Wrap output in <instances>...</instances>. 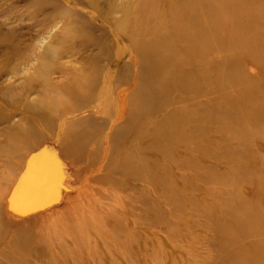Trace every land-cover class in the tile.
<instances>
[{"label":"rangeland","instance_id":"374dc122","mask_svg":"<svg viewBox=\"0 0 264 264\" xmlns=\"http://www.w3.org/2000/svg\"><path fill=\"white\" fill-rule=\"evenodd\" d=\"M56 2L0 0V117H9L0 125V157L13 143L16 151L25 147L11 129H30V140L45 132L31 129L37 120L24 113L29 111L21 107L25 101L45 107L44 114L54 120L43 147L69 137L70 118L96 111L100 126L71 129L87 132V138H75L60 164L40 162L35 181L15 193L13 185L37 148L25 147L10 168L0 158L5 214L18 197L17 223L0 240V264H264V1L204 0V7L216 8L206 22L218 31L186 39L183 45H193L192 52L153 56L151 65L134 53L119 58L95 50L71 56L76 53H65L58 37L50 46L54 51L44 56L49 46L39 39L65 13L61 4L53 10ZM170 7L174 15L183 10ZM99 15L94 22L104 21ZM77 21L66 37L78 45L88 39L94 48L126 45L106 43L82 29L87 18ZM67 22L70 14L60 33ZM139 61L140 73L150 68L143 89L151 88V115L140 106L132 111L133 97L124 106L120 101L122 90L139 80ZM144 98L138 96L139 102ZM103 99L112 105L102 108ZM119 103L134 117L124 124L125 134L112 141L108 136L116 118L108 117ZM102 118H108L105 124ZM57 169L64 178L55 186L71 192L68 202L79 206L69 215L71 226L55 225L50 213L27 210ZM31 185L37 192L27 195ZM19 228L35 239L23 251L24 244L10 240ZM47 230L55 238L44 243L40 235L50 238ZM68 231L79 235L58 247Z\"/></svg>","mask_w":264,"mask_h":264},{"label":"bare ground","instance_id":"6f19581e","mask_svg":"<svg viewBox=\"0 0 264 264\" xmlns=\"http://www.w3.org/2000/svg\"><path fill=\"white\" fill-rule=\"evenodd\" d=\"M95 1L96 0H59V2H56L54 4L53 10L62 8L60 6L61 4L63 6L62 10L65 13H61L60 21L51 24L50 29L46 32V36L39 39L40 42H44L46 40L48 44L47 47L49 46L47 49L45 48V51L43 52L44 56H47L48 53H52L54 51V49H52L53 47L50 46L53 44V39L58 37V39L56 40V44L59 42V45L62 46L65 53H76L71 56H76L78 54H81V52H90L92 54L95 50L99 51L100 53L115 54L119 58H122L123 56L131 57V55H133L134 53L137 54L140 59L145 58V60L150 62L149 64L151 65V57L153 56H171L172 54H179V52L186 54L192 52L191 49L194 48L193 45H188L187 43L183 45V42L186 39L197 41L205 33L218 31L211 30V28L214 27L211 21L210 24L206 22L209 17L211 18L213 16L216 8L212 3L207 4V6L204 7V0H97V6L94 3ZM163 4H166V6ZM170 4L173 7L181 6L183 7V10L180 13L174 15L172 13ZM106 13L107 18H103ZM51 14H53V11H51L50 13H46V17H50ZM67 14H70L71 16V23L67 22L66 31L60 33L63 29H65V27L62 26L60 30L57 29L62 23L63 18L65 19ZM98 15L104 20L103 22H94L98 19ZM80 18L88 19V24L85 23L82 26V29H87L89 32L102 36L105 39H103L104 42L109 43L110 41H114L116 43H126V45L114 46L113 44L109 43V47L99 46V48H94V41L90 39L83 40L80 42L81 45H78V43L74 42L73 39L71 40L67 38L66 34L67 31H72L74 33V22L78 24L77 20ZM62 24H64V22ZM140 62L141 61H139L137 65L140 64ZM137 65L136 77L138 76L139 72V80L138 82H135L132 87H130V89L122 90L120 101L124 106V103L125 101H127L128 96L133 97L134 100L132 101V105L135 109L132 111H136L137 109H139L138 106H140V108H144L142 112L145 115H151V88H149L148 90L143 89L145 85V82L143 83V79L145 80V78L148 77V74H150V68L147 65V68L142 70V72L140 73L139 65L138 70ZM217 65L218 63L215 66ZM158 67L156 69H159ZM224 67L228 66L225 64ZM204 84L207 83L205 81L202 82L200 86L202 89L205 87ZM141 95H145V98L144 100L142 99V102H139L138 96ZM103 100L104 102L100 103V106L103 105L110 107L112 105L110 101L106 99ZM231 102L233 101L231 100ZM33 105L34 104L29 103V101H25L23 104H21V107L29 110L27 112H24L28 117H33L37 120V124L31 129H34L35 131L37 129H40L44 130L45 132H43V135H38V137L30 136L35 138V140H33V138L30 140L29 138H27L29 137V135H31L30 129H11L15 132L16 136H13L15 139L21 140L23 138L21 142L25 144V147L29 149H32L34 147L37 148L34 153L31 154L26 160L27 162L24 169L21 170L17 182L14 183V193L16 192V190L19 191L22 185L27 186L30 180L32 181L31 183L35 181L31 179L33 176L32 174L34 172V168L40 162L46 161L52 164V162L57 159L56 163L60 164V155H62L63 151L71 149L76 145L74 144L75 138H87V132H77L78 130L71 131V129L79 127H85L86 129H88L87 127L90 126L93 128L96 125L100 126L99 119H96L93 113L96 111H91L89 114L83 117L70 118V120H68V122H66L67 124L65 125H70V127L73 126V128H69L68 130L69 137L62 136V138L60 137L55 140H51V147H43L45 138L48 137L49 132L54 128V120L47 113L44 114L46 111L45 107H43V112V110H41L39 107L35 108L36 105ZM44 106H46V102L44 103ZM120 108L121 104L119 103L118 109L116 111L110 110V115L108 117L110 120L111 118H116L111 130V135L108 136L110 140L112 138V141H115L117 138L125 134V132L129 128L124 127V124L132 122L134 117L133 113L126 114L124 111L120 110ZM8 120L9 117L1 116L0 125H4ZM107 120L103 118L100 119V121L104 124ZM88 124H90V126H87ZM10 143L11 142H9V144ZM9 144L3 146V148L9 147ZM25 147L24 149H27ZM52 147L56 150H53ZM15 148L16 144L13 143L10 146V149L12 151L8 152V148V150L4 151V153H2V156L0 157L5 162V165H7V167L9 166V168L12 166L11 163H14V159H18L17 161H20L23 157L22 153L24 149L17 148L16 151ZM79 151L82 152V149ZM55 152H57V154ZM72 153L73 155L75 154L74 152ZM60 168H62V163ZM115 169L119 172H122V170L124 169L123 164L122 166H118ZM58 170L59 169H57V171L55 172L54 179L44 185L45 188L43 191L46 192L41 193L43 195H41L40 193L38 194L40 196L37 197L36 204L31 207L28 206L29 208H26H28L27 210L34 209V211H37L38 213H50L49 217H53L51 220L52 223L57 226L61 224H66V226L68 224V226H71L72 223L70 221L69 215L72 213L73 209H76V207L77 209H79V206H73L68 202V200H70V198L72 197L71 192H65L64 188L55 186V184L58 183V180L64 178V172ZM69 185H72V183H69ZM28 187L30 190L27 191L26 189L25 191L26 194L28 193L27 195H32L37 192V190L32 189V185ZM17 202L18 197L15 198L13 196V201L9 202L10 204L8 203V205H10V208L8 209L10 210L6 214L4 212V207L0 205V240L3 237L5 238L7 236V232L10 231L9 226H11L13 223H17V220L15 218L16 216H14L16 215L14 211H16L15 209L17 207ZM20 213L21 212H19V214ZM63 216H65L66 218H63ZM47 232L49 235H51L50 231L47 230ZM76 232L68 231L64 238H60V242L57 244L58 247L65 245L66 240L75 239L76 235H79L78 231ZM53 237L54 234H52L50 238L45 239L43 235H40V239L44 241V243H47V241H49L48 239L52 240ZM10 240L16 244H24L19 251H23L27 245H30L29 243L31 240L35 241L34 238L24 234L22 229L20 228L18 229V231H14L13 233H11ZM55 242H57V239L55 240ZM83 247V245L78 246L80 251ZM74 250H76V248H74ZM71 251L73 252V248L71 249ZM74 255L76 256L77 254L74 253Z\"/></svg>","mask_w":264,"mask_h":264}]
</instances>
